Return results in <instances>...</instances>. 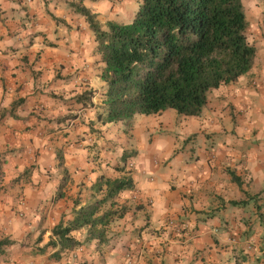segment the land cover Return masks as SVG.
Segmentation results:
<instances>
[{
  "label": "crops",
  "instance_id": "crops-1",
  "mask_svg": "<svg viewBox=\"0 0 264 264\" xmlns=\"http://www.w3.org/2000/svg\"><path fill=\"white\" fill-rule=\"evenodd\" d=\"M114 1L0 0V264H264V36L199 115L102 123L103 62L77 8L129 22ZM123 175L103 240L80 227L76 246L49 243Z\"/></svg>",
  "mask_w": 264,
  "mask_h": 264
},
{
  "label": "trees",
  "instance_id": "trees-1",
  "mask_svg": "<svg viewBox=\"0 0 264 264\" xmlns=\"http://www.w3.org/2000/svg\"><path fill=\"white\" fill-rule=\"evenodd\" d=\"M77 11L94 32L103 62L102 123L170 108L197 116L208 93L246 74L256 55L243 0H139L129 22L108 20L105 29L84 6ZM102 184L105 195L76 209L68 225L54 228L50 244L60 250L76 246L70 233L80 227L87 228V239H104L109 222L124 212L114 208V196L132 187V180L123 175L103 178Z\"/></svg>",
  "mask_w": 264,
  "mask_h": 264
},
{
  "label": "rangeland",
  "instance_id": "rangeland-1",
  "mask_svg": "<svg viewBox=\"0 0 264 264\" xmlns=\"http://www.w3.org/2000/svg\"><path fill=\"white\" fill-rule=\"evenodd\" d=\"M138 2L139 0H115L112 4H116L117 7L120 6L117 15L120 14L124 17L122 21H128L132 14L135 13ZM243 3L248 19L247 36L249 41L255 45L259 37L264 36V29L260 25L261 21L259 17V15L264 14V0H243ZM100 25L104 26L106 22Z\"/></svg>",
  "mask_w": 264,
  "mask_h": 264
},
{
  "label": "built area",
  "instance_id": "built-area-1",
  "mask_svg": "<svg viewBox=\"0 0 264 264\" xmlns=\"http://www.w3.org/2000/svg\"><path fill=\"white\" fill-rule=\"evenodd\" d=\"M253 247H252V243L251 242H246L245 244V249L246 250H251Z\"/></svg>",
  "mask_w": 264,
  "mask_h": 264
}]
</instances>
